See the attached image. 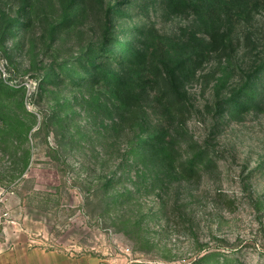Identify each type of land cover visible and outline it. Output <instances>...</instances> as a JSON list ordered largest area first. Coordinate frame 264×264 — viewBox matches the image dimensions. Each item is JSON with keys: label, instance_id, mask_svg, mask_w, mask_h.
<instances>
[{"label": "rangeland", "instance_id": "obj_1", "mask_svg": "<svg viewBox=\"0 0 264 264\" xmlns=\"http://www.w3.org/2000/svg\"><path fill=\"white\" fill-rule=\"evenodd\" d=\"M21 1L0 0V260L38 248L80 264H264V0H218L225 48L208 55L207 28L163 0H88L64 28L71 0H38L9 36ZM140 27L143 44L165 36L177 57L198 54L182 112L158 88L121 114L100 86L43 85L105 35L137 46ZM246 88L260 107L232 115ZM147 134L180 154L133 150ZM195 144L213 162L181 177Z\"/></svg>", "mask_w": 264, "mask_h": 264}, {"label": "trees", "instance_id": "obj_2", "mask_svg": "<svg viewBox=\"0 0 264 264\" xmlns=\"http://www.w3.org/2000/svg\"><path fill=\"white\" fill-rule=\"evenodd\" d=\"M36 1L38 0L21 1V16L10 21L5 28L6 34L14 36L30 27L31 19L28 10ZM163 3L174 12H191L207 28L209 31L207 39H201L202 45L207 50L206 55L224 50L225 39L219 32L221 7L218 0H163ZM89 5L91 3L88 0H71L70 13L65 16L63 23L59 26L64 28L75 22ZM136 34V40L139 42L137 46L130 41H123L110 35L101 37L99 46L90 48L69 67L65 62L58 64L56 71L48 73L45 82H42L43 85L61 84L59 82L64 80L72 88L100 86L113 101L118 103L119 108H122L121 114L133 106L136 96L141 92L158 88L161 90L162 99L167 104L166 107L182 112L185 103L183 95L178 90L179 84L181 78L189 72L188 68L197 64L198 54L183 53L182 56L177 57L172 51L169 37L158 35L155 42L149 46L142 43L145 40L144 27L137 29ZM194 40L195 44L201 42L196 38ZM204 49L202 48L199 54H203ZM113 66L116 67L115 70ZM71 68L74 70L71 71ZM60 78L63 80H59ZM5 88L6 86L0 85V91ZM256 94L252 89L246 88L238 98L229 101L230 113L236 115L252 106L260 107L261 101H255ZM145 137L144 140L134 144L133 150L141 154L152 152L166 159L171 157L170 161L174 155L180 154L179 149L161 140L159 136L147 134ZM183 156L182 166L178 172L181 177L198 175L203 168L213 162V157L196 144L191 153L186 152Z\"/></svg>", "mask_w": 264, "mask_h": 264}, {"label": "crops", "instance_id": "obj_3", "mask_svg": "<svg viewBox=\"0 0 264 264\" xmlns=\"http://www.w3.org/2000/svg\"><path fill=\"white\" fill-rule=\"evenodd\" d=\"M0 264H7V260L1 258ZM10 264H80L79 261L70 259L57 251H46L38 248L30 249Z\"/></svg>", "mask_w": 264, "mask_h": 264}]
</instances>
